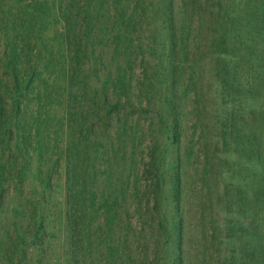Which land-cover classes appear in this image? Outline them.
<instances>
[{
    "label": "rangeland",
    "instance_id": "1",
    "mask_svg": "<svg viewBox=\"0 0 264 264\" xmlns=\"http://www.w3.org/2000/svg\"><path fill=\"white\" fill-rule=\"evenodd\" d=\"M0 264H264V0H0Z\"/></svg>",
    "mask_w": 264,
    "mask_h": 264
},
{
    "label": "trees",
    "instance_id": "2",
    "mask_svg": "<svg viewBox=\"0 0 264 264\" xmlns=\"http://www.w3.org/2000/svg\"><path fill=\"white\" fill-rule=\"evenodd\" d=\"M13 81H14V79H13Z\"/></svg>",
    "mask_w": 264,
    "mask_h": 264
}]
</instances>
